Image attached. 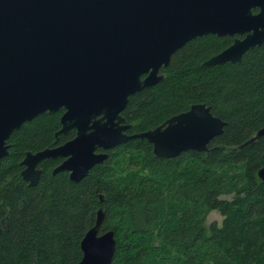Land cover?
<instances>
[{
  "label": "trees",
  "instance_id": "1",
  "mask_svg": "<svg viewBox=\"0 0 264 264\" xmlns=\"http://www.w3.org/2000/svg\"><path fill=\"white\" fill-rule=\"evenodd\" d=\"M232 41H188L161 68L163 79L132 94L121 112L135 133L205 103L226 124L204 151L158 157L136 137L106 150L79 181L52 171L60 158L42 159L29 184L20 174L25 153L75 130L56 134L62 110L14 130L0 158V264H76L99 208V233L112 230L116 241L111 264H264V134L245 142L264 127V45L237 62L205 63ZM211 210L220 223L207 222Z\"/></svg>",
  "mask_w": 264,
  "mask_h": 264
},
{
  "label": "water",
  "instance_id": "2",
  "mask_svg": "<svg viewBox=\"0 0 264 264\" xmlns=\"http://www.w3.org/2000/svg\"><path fill=\"white\" fill-rule=\"evenodd\" d=\"M207 34L233 41L205 63L239 61L264 45V0H0V158L14 130L59 110L56 134H75L25 153L20 174L29 184L38 181L42 159L62 157L52 171L79 181L106 150L136 137L158 157L206 150L226 123L205 103L135 133H127L121 112L132 94L163 79L161 68L178 48ZM262 134L264 127L245 142ZM257 175L264 182V166ZM102 218L99 208L76 264H111L116 241L112 230L99 233Z\"/></svg>",
  "mask_w": 264,
  "mask_h": 264
},
{
  "label": "rangeland",
  "instance_id": "3",
  "mask_svg": "<svg viewBox=\"0 0 264 264\" xmlns=\"http://www.w3.org/2000/svg\"><path fill=\"white\" fill-rule=\"evenodd\" d=\"M207 222H211L212 220H216L218 223H220L222 216L219 214L217 210H211L207 214Z\"/></svg>",
  "mask_w": 264,
  "mask_h": 264
},
{
  "label": "flooded vegetation",
  "instance_id": "4",
  "mask_svg": "<svg viewBox=\"0 0 264 264\" xmlns=\"http://www.w3.org/2000/svg\"><path fill=\"white\" fill-rule=\"evenodd\" d=\"M61 144V143H60ZM57 145H59V144H57ZM99 151V150H98ZM57 158H60L61 159V161L63 160V158L62 157H57ZM37 167H38V165H37ZM39 168V167H38ZM68 173V172H67Z\"/></svg>",
  "mask_w": 264,
  "mask_h": 264
}]
</instances>
